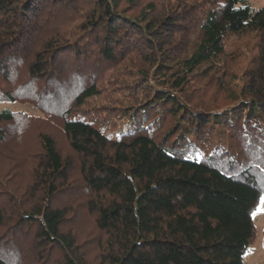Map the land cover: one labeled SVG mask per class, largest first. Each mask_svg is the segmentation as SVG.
Wrapping results in <instances>:
<instances>
[{"label": "trees", "instance_id": "trees-1", "mask_svg": "<svg viewBox=\"0 0 264 264\" xmlns=\"http://www.w3.org/2000/svg\"><path fill=\"white\" fill-rule=\"evenodd\" d=\"M163 1L0 0V264H243L264 7Z\"/></svg>", "mask_w": 264, "mask_h": 264}, {"label": "rangeland", "instance_id": "rangeland-1", "mask_svg": "<svg viewBox=\"0 0 264 264\" xmlns=\"http://www.w3.org/2000/svg\"><path fill=\"white\" fill-rule=\"evenodd\" d=\"M165 1L166 0H164L163 2ZM248 2L252 6V8L256 11L264 7V0H248ZM257 41L258 39L255 34H248L241 39L234 38L233 39L234 45L231 48L227 49V52H231L233 49L236 48L239 50L241 49V52L243 51V53L245 54L241 67L243 68V70L244 68H246L247 60L250 57L254 56L256 53L255 47ZM5 110H10L12 112H24L33 116L41 115L36 108L21 103H10V102L0 103V114ZM260 202L255 211H257ZM253 222L256 228V235L254 241L248 247V249L246 250L243 256V264H264V212H261L253 216Z\"/></svg>", "mask_w": 264, "mask_h": 264}, {"label": "snow or ice", "instance_id": "snow-or-ice-1", "mask_svg": "<svg viewBox=\"0 0 264 264\" xmlns=\"http://www.w3.org/2000/svg\"><path fill=\"white\" fill-rule=\"evenodd\" d=\"M261 212H264V196L261 197L260 205H259L257 211L253 212V216H255L256 214H259Z\"/></svg>", "mask_w": 264, "mask_h": 264}]
</instances>
